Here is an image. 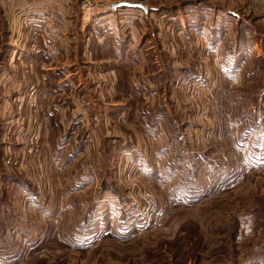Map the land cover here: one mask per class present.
I'll return each mask as SVG.
<instances>
[{"label": "crops", "instance_id": "obj_1", "mask_svg": "<svg viewBox=\"0 0 264 264\" xmlns=\"http://www.w3.org/2000/svg\"><path fill=\"white\" fill-rule=\"evenodd\" d=\"M170 1L179 5L177 12L129 8L137 15L131 32L103 23L85 28L76 15L61 34L40 25L34 12L19 13L14 21L0 10V183L16 180L12 189L9 182L0 186V214L6 230L21 232L8 234L5 245L57 246L55 231L62 222L74 229L73 214L85 202L101 218L99 234L83 228L82 212L83 223L75 228L87 231L65 246L130 244L137 231L109 197H127L134 181L153 189L159 203L135 264H237L242 243L264 239V192L252 174L264 161V107L244 111L235 129L226 124L229 112L210 109L198 118L194 109L185 111L186 75L201 54L213 59L223 45L198 38L194 46L189 38L199 32L190 33L185 21L195 18L200 2ZM172 18L185 42L162 23ZM243 49L245 56L249 49L239 48L240 54ZM237 58L214 66L239 69L227 78L244 83L248 63ZM257 67L264 73L263 65ZM84 157L101 160L96 179L77 174ZM117 164L119 172L104 173ZM48 182L50 188L41 189ZM156 251L159 260L153 261ZM55 254H49L50 264H56ZM41 256L33 251L20 258L35 264ZM118 256L103 248L62 255L66 264H120ZM9 257L1 256L0 263L20 259Z\"/></svg>", "mask_w": 264, "mask_h": 264}, {"label": "rangeland", "instance_id": "obj_2", "mask_svg": "<svg viewBox=\"0 0 264 264\" xmlns=\"http://www.w3.org/2000/svg\"><path fill=\"white\" fill-rule=\"evenodd\" d=\"M116 1H125V0H116ZM133 2H141L144 5L143 10L154 12L158 15H160L163 11H170L171 13H174L179 7V5L171 4L170 0H128ZM190 1V0H189ZM205 1L201 0H193L191 3L200 2L199 5H196L197 7L195 9V18L191 15L188 20L185 21L186 23V29L190 31V33H198L197 37L195 35H191L189 40L194 41V46L197 44L196 40L198 38L201 40V43H210L212 45H215V43L218 42V44L223 45L221 48L219 47L218 50L219 53L215 54L217 56H214L212 59L211 56L207 54H201L198 57V62L195 67V71L191 74H187L184 81L182 82V90L184 93V107L185 111L191 113V108L194 109V113L198 118H201L203 113H207V111L210 109L218 111V113H230L232 115L229 116L227 119L226 124L229 125L228 127L231 129H235L236 127L241 126V120L239 118H243L242 114L247 109L249 110H255L259 107H264V105H261V103L264 101V73L259 71V67L263 65L264 67V0H211V2L207 3ZM173 2V1H172ZM155 6V7H154ZM181 6H186L182 5ZM152 8V9H151ZM151 9V10H150ZM181 11L184 10L186 13H190V10L187 7H182L180 9ZM79 12V10H78ZM177 12V11H176ZM76 14L77 11H74ZM80 17L79 15H77ZM160 18V16H158ZM173 19V20H172ZM170 19L169 21H166L165 19L162 20V23L166 28L169 27L170 30L175 29V23L177 20H174V18ZM188 31V32H189ZM186 35L179 36L175 31L173 32V38L181 42V39L183 38V41L187 40L185 37ZM217 40V41H216ZM184 41V42H185ZM200 43V42H199ZM245 47L248 50L247 55L244 56L245 50L243 49V53H239V48ZM236 55L238 56V61L246 60L248 65L243 66V70L245 71V75L248 77V80L244 83L241 82H235L234 80H230L227 77L230 75H235L239 69H226L219 68L214 66L218 61L221 59H231L232 61L236 59ZM260 55V56H259ZM238 64V63H237ZM240 66V64H239ZM215 70L216 77L213 79V72ZM242 88H241V86ZM221 89V91L219 90ZM199 91V96H198ZM197 95L195 97L196 100H194L191 96ZM214 112V111H213ZM212 112V113H213ZM214 114V113H213ZM238 130L240 128H237ZM86 160L94 161L95 163V175L93 177H84L80 173V167L82 163ZM97 163V164H96ZM79 165L76 166L77 174L79 177L84 178H90V179H96L99 174L103 172V166L102 162L99 159L95 158H88L84 157L82 158L79 163ZM97 167V168H96ZM239 167L238 169H240ZM75 169V170H76ZM93 167H86L84 169H81L82 171H86L91 173ZM120 171L119 164L115 166H111L110 168L106 167V170H104V173H108L110 175H113ZM10 177L13 179L18 178V172L16 171H9ZM254 174V180L255 178H258L261 180V185L264 192V177L258 172L254 171L252 172ZM240 176V174H239ZM13 179V180H14ZM10 181V189L13 188V186H16V180L15 183ZM0 183V186L6 185V183ZM92 181L89 182V184ZM54 183H51V188L53 187ZM13 185V186H12ZM57 186L59 185H69L68 183H56ZM131 187L128 190L127 195L131 194V190L134 189V191H137L138 188H145L147 189L151 194L157 197L158 194L147 186L145 182L141 183L139 181H134L132 184H130ZM243 186V183L239 184L237 188H241ZM28 189H31L32 186L29 185L27 187ZM48 189L50 188V182L48 183H42L41 189ZM1 190V187H0ZM49 199H47L46 202H48ZM58 205H60V199L58 198ZM90 202V201H88ZM84 210H79L78 214H73V225L74 229H67L68 224L62 222L61 229H57L55 231L56 237H57V246H41L40 249L38 247H35V250H32V247L29 246H19V245H5L4 241L6 239V236L12 235L13 237H18L20 235V231L12 230L8 231L6 230V222L3 220V215L0 214V257L7 254L10 255V260H18L21 255L23 254H32L34 251L35 253H38L39 255H42L40 258V261L36 262L35 264H50V258L51 255H49L52 252H55L56 257V264H66L67 261L64 257H62L63 254L72 252L73 254H86L88 250H90V253L94 251V249L100 250L103 248L104 253H116L119 255L118 257L121 259L120 264H135L136 259L134 258L135 254L140 255V246L146 243L147 239V232H143L140 235H137L134 237L133 241L128 243H119L114 244L115 250L112 246H105V247H95L94 249H87L85 247H81L80 244L77 245H69L65 246L63 243L67 240H71V236L77 238L78 236L82 234L84 231L82 230V233H80V230H76L77 223L78 225L80 223H83L81 220V213L84 212L85 215L87 214V218L84 220V227L89 230H93L94 235H98L99 231L96 232V228L100 225L101 218L97 215L92 216V204L87 206V202H85ZM83 209V208H82ZM3 220V222H2ZM59 228V224L57 225ZM88 230V231H89ZM150 231V230H149ZM43 232L48 234V230H44ZM52 233V231H51ZM158 233V231H155L154 236ZM153 236H148V241L152 240ZM73 239V241H74ZM262 245L264 246V239L260 237H253L252 239L247 240L245 243H242L240 247L238 248V257H237V264H261L263 260L258 261V258L261 257V248ZM137 252V253H136ZM135 253V254H134ZM237 253V251H236ZM133 254V255H131ZM44 255V256H43ZM137 255V257H138ZM159 252L154 253V257L151 258L153 261L159 260ZM46 256V258H45ZM44 257V258H43ZM128 258H130V263H128ZM140 258V257H139ZM127 261V263H125ZM102 264L101 262H99ZM97 263V264H99ZM0 264H25V262L21 261V258L18 261H10V262H2ZM26 264H34L30 263V261H27ZM72 264H79V261H73ZM94 264V263H90Z\"/></svg>", "mask_w": 264, "mask_h": 264}, {"label": "built area", "instance_id": "obj_3", "mask_svg": "<svg viewBox=\"0 0 264 264\" xmlns=\"http://www.w3.org/2000/svg\"><path fill=\"white\" fill-rule=\"evenodd\" d=\"M116 0H0V8L4 14L15 18L19 13L34 12L37 14L40 25L46 29H51L55 32L64 31L67 25L75 23V16L79 15L82 27H87L91 24L103 23L107 26H112L113 29L121 31H132V20L137 17L132 14L134 9L127 7L114 9L111 3ZM79 10V12H78ZM74 11H77L75 14ZM115 24L114 21H118ZM127 24V25H126ZM126 25V26H125ZM125 26V28H124ZM199 96V91H198ZM197 95L191 97L196 100ZM97 164V163H96ZM88 165L93 167L91 173L82 171ZM97 168V167H96ZM95 163L91 160H86L80 167V173L84 177H93L95 175ZM264 177V161L259 163L255 168ZM131 194L125 198L118 195H111L109 198L117 204L120 209L124 223L134 226L137 234L140 235L146 232L152 222L153 215L158 212V199L151 194L147 189L138 188L137 191L131 190ZM258 261L263 260L264 264V246L262 245L261 253Z\"/></svg>", "mask_w": 264, "mask_h": 264}, {"label": "water", "instance_id": "obj_4", "mask_svg": "<svg viewBox=\"0 0 264 264\" xmlns=\"http://www.w3.org/2000/svg\"><path fill=\"white\" fill-rule=\"evenodd\" d=\"M111 7L114 9L123 8V7L143 9L144 5L141 2H133V1L125 0V1H115L111 3Z\"/></svg>", "mask_w": 264, "mask_h": 264}, {"label": "trees", "instance_id": "obj_5", "mask_svg": "<svg viewBox=\"0 0 264 264\" xmlns=\"http://www.w3.org/2000/svg\"><path fill=\"white\" fill-rule=\"evenodd\" d=\"M0 10H1V8H0ZM121 198H123V197H121ZM125 198V197H124Z\"/></svg>", "mask_w": 264, "mask_h": 264}]
</instances>
